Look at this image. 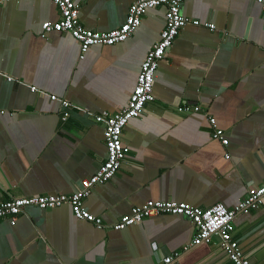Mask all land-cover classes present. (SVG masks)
<instances>
[{"label": "crops", "instance_id": "1", "mask_svg": "<svg viewBox=\"0 0 264 264\" xmlns=\"http://www.w3.org/2000/svg\"><path fill=\"white\" fill-rule=\"evenodd\" d=\"M134 1L74 0L82 26L97 32L123 24ZM164 13V7L149 10L127 41L93 46L79 60L69 34L40 37L42 23L59 18L50 0L0 6V202L69 195L98 170L106 149L94 115L126 105ZM182 15L215 30L186 26L159 63L154 101L122 130L124 162L85 201L103 227L75 219L68 205L26 208L14 224L0 220V264H158L175 252L182 255L171 264H231L217 238L184 252L195 230L181 216L111 229L149 200L232 209L250 187L264 184L260 6L256 0H184ZM51 95L71 104L66 121ZM184 105L201 111L178 113ZM207 116L216 120L227 147L212 139ZM232 237L250 264H264V205L237 215Z\"/></svg>", "mask_w": 264, "mask_h": 264}, {"label": "built area", "instance_id": "2", "mask_svg": "<svg viewBox=\"0 0 264 264\" xmlns=\"http://www.w3.org/2000/svg\"><path fill=\"white\" fill-rule=\"evenodd\" d=\"M13 0H0V6ZM58 11L59 18L55 22H44L41 25L40 37L45 38L51 33H67L79 46L78 59L83 60L88 50L93 46H114L127 41L139 28L143 16L149 10L159 7L165 8L164 27L160 32L158 40L147 51L126 105L116 113L103 111L94 115V121L103 126V139L106 149V159L100 164L98 170L89 178L80 182V187L72 194H55L45 196H33L28 198H9L0 202V220L7 219L11 224L16 218L24 213L26 208H38L41 210L60 208L68 205L75 219L88 222L97 229L103 227V221L90 214L85 207V201L90 196L92 188L103 185L110 181L121 164L124 162L127 148L123 144L122 130L128 123L138 118L148 103L154 101L153 85L155 74L159 63L164 60L167 52L179 33L186 26L205 27L211 31L215 26L211 23L201 24L197 20H190L182 15L184 0H135L128 8L127 16L123 24L108 32H97L85 29L79 21L80 5L74 0H50ZM260 6V15L264 20V0H256ZM9 82L11 78L7 79ZM32 93L43 94L35 88ZM51 101L59 102L62 108V120L69 117L68 110L71 104L56 96H49ZM199 106H179L177 112L180 114L198 113ZM208 118L212 127V139L217 140L223 147L229 142L223 131L216 126L213 117ZM229 160V155L224 156ZM264 205V184L250 187L245 197L232 209L222 204H216L209 208L192 207L185 203L147 201L141 206L131 208L129 214L121 216L111 229L114 231L124 230L132 225L158 215L181 216L190 221L195 234L192 241L183 248L188 252L201 245L212 243L217 238V245L226 255L231 264H250L247 257L239 247V243L232 237L233 222L237 215L248 214ZM182 253L175 252L163 258L158 264H171L181 257Z\"/></svg>", "mask_w": 264, "mask_h": 264}]
</instances>
